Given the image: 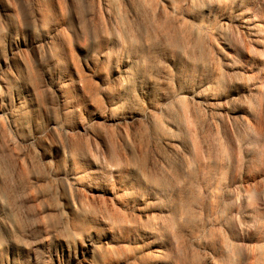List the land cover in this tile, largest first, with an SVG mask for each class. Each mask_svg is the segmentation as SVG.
<instances>
[{"label":"bare ground","instance_id":"bare-ground-1","mask_svg":"<svg viewBox=\"0 0 264 264\" xmlns=\"http://www.w3.org/2000/svg\"><path fill=\"white\" fill-rule=\"evenodd\" d=\"M22 2L28 30L0 0V264H264V190L246 239L215 120L251 0H78L71 31L75 0Z\"/></svg>","mask_w":264,"mask_h":264},{"label":"rangeland","instance_id":"rangeland-1","mask_svg":"<svg viewBox=\"0 0 264 264\" xmlns=\"http://www.w3.org/2000/svg\"><path fill=\"white\" fill-rule=\"evenodd\" d=\"M5 1L15 6L23 27L28 30L29 7L22 0ZM75 2L76 4L71 3L67 6L64 16L68 31H71L73 27L72 16L80 15L82 12L81 5H77L78 0ZM251 2L252 6L247 11V16L252 20V24L248 30L241 31L236 25L227 23L236 52L226 61H219L215 70L218 81L217 91L225 100L221 104L222 111L215 117L217 132L224 139L228 150L225 182L231 192H237L242 184H247L245 207L247 212L248 210L253 212L254 222L250 227L244 226L246 239H249L260 225L261 194L264 190L262 181L264 175V0H251ZM78 18L80 21L83 19L81 16ZM4 29V26L0 25V67L7 54V44L2 40ZM7 29L8 27L5 32ZM21 41L29 59L36 58V52L31 47L28 36L22 35ZM78 47L83 51L79 59L84 65L87 62L85 43L79 41ZM37 70L39 71L38 68ZM49 97L46 93L47 106L51 105ZM45 122L46 119L39 123L41 125L37 124L36 128L41 129ZM2 124L0 129L5 130H1L3 140L6 136L3 137L2 134L6 135L7 128L6 124ZM94 127L97 129L98 125ZM17 149L19 154L26 155L24 147L18 146ZM41 173H43L41 176L45 175L43 170ZM234 223L236 222L233 220ZM46 264L50 262L47 261Z\"/></svg>","mask_w":264,"mask_h":264}]
</instances>
